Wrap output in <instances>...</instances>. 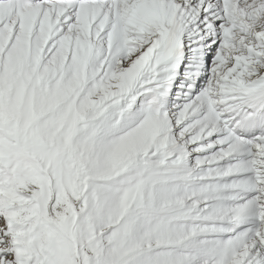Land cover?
I'll return each instance as SVG.
<instances>
[{
	"label": "snow or ice",
	"instance_id": "6c2138e0",
	"mask_svg": "<svg viewBox=\"0 0 264 264\" xmlns=\"http://www.w3.org/2000/svg\"><path fill=\"white\" fill-rule=\"evenodd\" d=\"M0 264H264V0H0Z\"/></svg>",
	"mask_w": 264,
	"mask_h": 264
}]
</instances>
